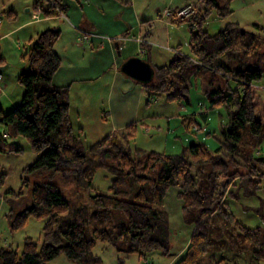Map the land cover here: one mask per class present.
<instances>
[{
	"label": "trees",
	"instance_id": "1",
	"mask_svg": "<svg viewBox=\"0 0 264 264\" xmlns=\"http://www.w3.org/2000/svg\"><path fill=\"white\" fill-rule=\"evenodd\" d=\"M199 1L202 7L194 6L195 14L187 19L192 55L177 53L170 63L154 69V80L141 83L147 92L163 93L174 102L188 100L192 82L199 79L210 109L227 112L228 122L221 125L222 140L215 150L196 142L187 154L151 151L138 161L111 136L85 149L71 122L69 88L53 84L62 64L54 50L60 32L45 30L28 47L29 69L17 75L24 87L22 102L6 114L0 108V154L20 152L15 140L23 137L36 154L25 173L67 170L89 187L100 169L110 171L113 178L109 194L90 196L74 214H68L71 205L56 185L35 183L32 205L15 215L13 228L22 227L30 217L44 219L42 243L38 246L27 238L20 254L10 246L0 248V264H48L61 255L74 264H102L93 254L98 241L143 258L153 251L170 257L173 237L164 200L172 187H178L184 223L193 227L188 246L174 264H198L214 248L215 230L222 223L262 245L260 228L236 220L227 200L240 198L233 191L236 186L250 196L254 186L258 189L264 182V155L258 152L264 144V87L257 83L264 75V37L236 23L209 33L204 29L207 18L213 12L221 18L231 15L236 0ZM37 8L42 17L65 14L63 0H36ZM175 12L174 22L186 21L176 19ZM134 127L130 125L123 138L132 137ZM4 176L0 173V183ZM115 212L123 213L127 223L120 222ZM87 229L92 230L91 238Z\"/></svg>",
	"mask_w": 264,
	"mask_h": 264
},
{
	"label": "rangeland",
	"instance_id": "2",
	"mask_svg": "<svg viewBox=\"0 0 264 264\" xmlns=\"http://www.w3.org/2000/svg\"><path fill=\"white\" fill-rule=\"evenodd\" d=\"M184 1L186 0H175L174 5H179ZM187 1L193 9L185 18L186 21L171 22L170 32L169 29L165 30L163 40L159 39L155 32V44L150 52L151 60L155 66L151 65L153 80L156 78L154 69L168 64L177 53L180 52L187 56L192 54L189 45L190 26L187 19L195 14V7L201 8L202 5L199 0ZM155 2L163 5L162 10L166 6L167 0H156ZM28 5H30V11H27ZM32 8L33 0L29 4L27 0H0V58L5 61L1 66H7L2 70L0 108L5 114L19 106L24 95V87L18 82L17 75L29 69V60L25 52L30 47L29 41L26 39L27 35L38 27L57 30L64 27L54 21H44V23L32 21L34 13L38 14L37 17L41 16L40 11ZM231 8L233 13L224 18L213 12L207 18L204 29L213 34L223 29L228 23H236L243 29L254 31L264 37V0H245L244 2L236 0L232 3ZM9 10L15 12L14 20L8 17L6 12ZM30 20L31 25L25 27V23ZM69 20L64 19L66 24ZM150 22L152 23V21ZM8 32L11 33L6 36L5 34ZM66 41L65 35L58 46L61 54L64 53L63 46ZM174 47L179 49H173ZM157 52L163 54L160 59H158ZM141 53V57H144V52ZM131 79L141 85V82ZM257 83L260 87H264V75ZM110 86L111 71L99 81L96 79L78 82L72 88L73 127L75 133L77 135L79 133L85 149L91 148L104 137L111 136V140L118 139L119 142H122L123 148L131 153L132 157L138 161H144L151 151L166 154L186 153L188 152L187 148L196 142L206 144L211 150L219 147L222 140L221 125L228 121L227 112L224 108L209 109L206 93L202 91L199 82L197 84L192 82L188 100L174 102L169 101L163 93L147 92L142 87L143 94H149L150 101H146L148 99L145 98L142 100L139 120L132 123L135 126L134 135L128 138H123V135L127 133V128L132 124L123 128H114L111 121L108 108L111 102ZM77 110L83 112L78 123L75 117ZM119 110L121 111L120 108ZM203 113H207L210 117L209 122L202 116ZM79 127L84 129L82 134ZM196 127L200 128L197 132ZM1 129L2 125L0 124ZM15 143L20 146V152L0 154V173L5 174L4 181L0 183V248L10 246L20 254L27 238H31L38 246L42 243L44 219L30 217L22 227L13 228L15 215L32 205V189L35 183L56 185L71 205L68 214H74L76 209L88 202L90 196L98 193L109 194L108 187L113 174L107 169L98 170L94 175L92 186L89 187L82 186L74 172L67 170L25 173L24 170L35 161L36 154L25 138L18 137ZM258 152L264 155V144ZM110 161L115 162L114 160ZM157 171L158 169L154 170L151 175L156 177ZM261 179L264 181V177ZM25 180L27 183H23ZM237 188L236 186L233 191L237 192L240 198L238 200L233 199L232 196L228 198L229 210L234 213L235 219L246 227L260 228L262 245H254L244 239V235L239 231L232 232L222 223V226L219 224L215 230L214 248H211L198 264H264V255L261 252L264 251V182L258 184V189L254 186V193L250 196L243 193L244 188L240 190ZM177 193L178 187L170 188L164 200V209L169 213L172 228V256L165 257L160 251H153L145 259L137 254L118 252L113 245L102 241L97 242L93 254L101 258L102 264H170L172 260L179 259L181 257L179 253H181L186 239L189 243L193 227L186 225L183 221L182 202L177 198ZM115 213L120 222L127 223V218L123 213ZM223 222L225 221L223 220ZM86 236L92 237L91 229L86 230ZM48 264L74 263L66 256L61 255Z\"/></svg>",
	"mask_w": 264,
	"mask_h": 264
},
{
	"label": "crops",
	"instance_id": "3",
	"mask_svg": "<svg viewBox=\"0 0 264 264\" xmlns=\"http://www.w3.org/2000/svg\"><path fill=\"white\" fill-rule=\"evenodd\" d=\"M155 1L156 0H63V5L65 6V14L63 15L52 17L38 16L36 19H34L33 16L38 14L34 13L32 15V21H36V23L54 21V23H59L61 24L60 26L65 27H60L58 29L60 36L54 45V50L61 57L62 64L58 72L54 75L53 82L55 81V86L69 88L70 104L72 100L71 91L76 83L93 81L96 79L99 81L106 73L111 71V86L109 88L111 102L108 108L114 128H123L139 120L141 102L144 98L148 99L146 101H150V96L149 94H143L144 91L142 87H144V85L141 83V86L138 82H134L128 75L121 71V67L125 60L127 61L134 57H139L154 66L150 52L152 51V46L155 44V32H157L158 38L163 40L165 30L169 29L170 32L172 27L171 22L174 23L175 10L189 4L186 0L179 5H174L175 0H167L166 6L161 10L163 5L156 4ZM244 1L245 0H241V2ZM30 2L31 0H27L28 4ZM35 3L36 0H33V10ZM29 7L30 5H28L27 11L31 10ZM9 11L12 13L10 16L8 15V17L14 20L16 17L15 12L12 10ZM64 19L69 20L67 24ZM150 21H152V23ZM31 23V20L27 21L24 26L31 25ZM41 28L46 27L34 28L32 32L27 35L26 39L29 41V46L34 43L43 30L50 29ZM11 32L5 35H9ZM65 35L67 41L63 46L64 53L61 54L58 50V46ZM86 35L89 40H82ZM19 47L20 46H18V48ZM173 49L179 48L174 47ZM142 50H144V57L140 55ZM157 55L158 59H160V56L163 54L157 52ZM4 63L5 61L2 59L0 65ZM197 82H199L204 92V88L199 79L194 80V83L197 84ZM231 85L234 86L233 83H231ZM206 101L208 103V100ZM208 107L210 109L209 103ZM71 111L72 108L70 107V117L73 125ZM82 114V110L75 111L77 123ZM202 116L207 122L210 121V117L207 113H203ZM227 122H225V124ZM79 129L82 134L84 130L83 127H79ZM2 130L3 126L1 131ZM78 136H80L79 133ZM184 245L186 246L183 249ZM183 246V250L181 249V253H179L180 256L188 246L187 239ZM171 263L174 264L175 261L172 260Z\"/></svg>",
	"mask_w": 264,
	"mask_h": 264
},
{
	"label": "water",
	"instance_id": "4",
	"mask_svg": "<svg viewBox=\"0 0 264 264\" xmlns=\"http://www.w3.org/2000/svg\"><path fill=\"white\" fill-rule=\"evenodd\" d=\"M25 52L27 54L28 48L25 50ZM6 67L7 66L0 65V71L4 70ZM121 71L139 82H149L153 77L152 66L139 57H134L127 60L122 65ZM195 145L197 144L194 143V146Z\"/></svg>",
	"mask_w": 264,
	"mask_h": 264
},
{
	"label": "built area",
	"instance_id": "5",
	"mask_svg": "<svg viewBox=\"0 0 264 264\" xmlns=\"http://www.w3.org/2000/svg\"><path fill=\"white\" fill-rule=\"evenodd\" d=\"M192 9H193V7H192L191 4H188V5L184 6V7H182L181 9H179V10H177V11L175 12V18L178 19V20H184L185 18H187V17L189 16V14L191 13V10H192ZM37 10L40 11L39 8H37ZM62 15H63V14H62ZM33 18L36 19V18H37V15H34ZM82 40H84V41H88L89 38H88V36L86 35V36H84V37L82 38ZM143 52H144V51L142 50V53H143ZM2 80H3V74H2V72L0 71V83H1ZM195 129H196V132H197L200 128L196 127Z\"/></svg>",
	"mask_w": 264,
	"mask_h": 264
}]
</instances>
